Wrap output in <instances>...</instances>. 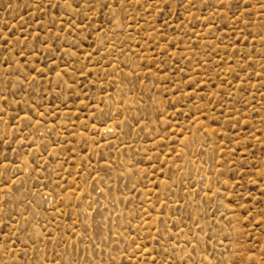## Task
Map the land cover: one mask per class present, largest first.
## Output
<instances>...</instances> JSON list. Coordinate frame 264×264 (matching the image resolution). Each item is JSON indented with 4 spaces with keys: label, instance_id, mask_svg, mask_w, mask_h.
Wrapping results in <instances>:
<instances>
[{
    "label": "rangeland",
    "instance_id": "374dc122",
    "mask_svg": "<svg viewBox=\"0 0 264 264\" xmlns=\"http://www.w3.org/2000/svg\"><path fill=\"white\" fill-rule=\"evenodd\" d=\"M0 264H264V0H0Z\"/></svg>",
    "mask_w": 264,
    "mask_h": 264
}]
</instances>
